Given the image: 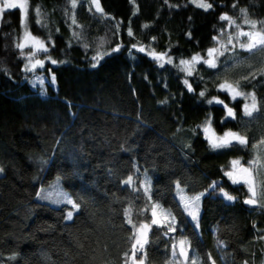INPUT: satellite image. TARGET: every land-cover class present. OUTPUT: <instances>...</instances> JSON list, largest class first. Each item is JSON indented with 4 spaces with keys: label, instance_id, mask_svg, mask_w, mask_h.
Instances as JSON below:
<instances>
[{
    "label": "trees",
    "instance_id": "1",
    "mask_svg": "<svg viewBox=\"0 0 264 264\" xmlns=\"http://www.w3.org/2000/svg\"><path fill=\"white\" fill-rule=\"evenodd\" d=\"M208 1L213 8L205 12L189 0H100L101 16L82 0H76L74 10L72 0H29L28 27L48 44V52L41 55L46 57L44 68L35 72L24 70L27 54L22 56L16 47L22 33L19 9L4 12L0 259L5 264H125L132 232L123 209L132 207L136 218L146 200L142 191L124 183L130 176L135 181L137 172L150 178L152 201L167 208L178 199L176 182L189 192L204 191L198 227L186 215L176 217L174 235L191 242L190 260L195 255L198 264H264V204L244 203L245 185L232 184L223 174L236 156L250 161L253 146L264 139V75L243 79L264 69V50L237 47L235 56L226 52L220 57L217 69L198 64V75L188 77L195 92L187 91L184 73L175 67L180 59L205 54L219 30L235 33L227 21L219 20L221 14L251 31L240 12L246 9V18L260 30L264 0ZM73 32L82 39H73ZM118 44L120 51L113 52ZM132 44L146 52L131 49ZM153 49L168 51L173 64L161 68L147 55ZM98 50L107 54L97 63L92 57ZM224 80L240 81L241 91L255 93L258 110L251 117L243 113L244 98L231 101L217 90ZM205 88L208 92L201 98L198 93ZM213 96L235 110V120L220 123L223 107L206 103ZM209 112L216 131L239 132L248 145L211 150L202 130L190 131ZM56 176L80 205L71 220L66 219L71 205L37 196L39 187ZM214 181L215 191L210 187ZM141 184L137 181L135 188ZM221 188L236 199H224ZM162 231L153 227L149 233L145 264H178Z\"/></svg>",
    "mask_w": 264,
    "mask_h": 264
},
{
    "label": "snow or ice",
    "instance_id": "2",
    "mask_svg": "<svg viewBox=\"0 0 264 264\" xmlns=\"http://www.w3.org/2000/svg\"><path fill=\"white\" fill-rule=\"evenodd\" d=\"M82 2L88 3L90 5V11L94 8L95 13H98L101 16L104 14L100 4V0H82ZM189 3L194 4L197 8L203 9L205 12L213 8V4L208 2V0H189ZM76 6V0H72V9L74 10ZM232 7L236 8L237 5L233 4ZM17 8H19L22 13L21 26L26 30L28 26V0H0V14L4 13L5 10H12ZM246 11V9H240L242 15L245 16L244 24L249 25L252 29L251 31H243L241 29V25L237 24L236 21L233 20L232 17H230L227 13L221 14L219 20L227 21L229 27L236 29L235 33L229 32L227 31V29L219 30L220 35L212 37V40L215 42L216 46L209 47L203 55L201 53H196L189 59H180L179 63L175 65V67L180 72L184 73V79L182 83L188 92H195V89L189 82L188 77L198 75V64L206 65L210 69H217L220 57L224 56L226 52H231L232 55L235 56L237 54V47L249 52H253L255 50H264V21L259 22L261 25V29L256 30L257 22L247 19ZM35 12L38 17L41 16L39 8H37ZM70 19L72 25H75L77 23L74 15ZM37 24H41V21L39 19L37 20ZM41 26L46 25L42 24ZM118 27L119 25H117V28ZM128 35H133L130 26L128 28ZM187 35L189 38H191V33H188ZM242 37L245 38L244 41L241 40ZM73 39L81 40V34L79 32H73ZM49 42H51L50 35ZM16 47L21 50L22 56L25 55L23 51L25 48L32 49L31 53L26 56L27 63L24 67L25 71L35 72L38 68H44L45 61L34 58L39 52H48V47L45 40L33 36L31 35V33L25 31L23 42L18 43ZM85 47H87V45H85ZM120 48L121 45L118 44L115 48L112 49V51L118 52L120 51ZM131 49H135L140 53L146 52V48L144 46L138 47L137 44H132ZM106 54L107 53H102L98 50L97 54L93 56L92 59L93 61L98 63ZM147 55L152 58L161 68H163L165 64H173V59L169 55L168 51L156 52L153 49L147 51ZM48 59L53 65L57 63L56 60H52L50 57ZM95 66L96 64L94 63L93 67ZM257 75H264V69H262L259 73H251L249 76L243 77V79H255ZM50 79L51 83L55 84V76H51ZM201 79L203 78L201 77ZM216 87L218 91L227 93L231 101H235L239 97L244 98L246 102L243 104L242 110L245 116L251 117L253 115V112L258 110L255 93H246L241 91L240 81L229 82L228 80H224L223 82H219ZM207 92L208 89L205 88L204 90L200 91L198 95L201 98H204ZM249 100L251 101V103L247 102ZM206 103L208 105L217 104L223 107L225 115L220 121L221 124H223L225 120L236 119L235 110L232 107H229V105L225 103L224 100L213 96L210 99H207ZM212 122V113L209 112L202 124L190 129L193 134H195L197 130H202L204 138L211 150L217 151L221 149H228L235 145H240L242 147H246L248 145V139L246 136L241 135L239 132L232 131L231 129L223 132L222 135H218L212 127ZM261 143H264V141H262ZM253 147L255 148L256 146L254 145ZM247 164L248 166L245 167L244 164L241 163L240 159H233L230 161V170L225 171L223 174L231 181L232 184H245L247 186L248 192L251 194V198L245 200L244 203L248 205H256L258 203V194L251 177L252 169L257 167V165H260L259 157L248 161ZM260 166L264 167V165ZM124 183L126 185H132L134 191H142L144 196L146 197L145 207L143 209L136 210V218L133 217L132 207L123 209V215L126 219V223L127 225L131 226L132 232V235L129 237V240L131 241L129 252L131 254L129 255V252H126L124 254L125 264H145L147 255L145 252V248L150 243L149 233L152 231L153 227L158 230H163L162 236L169 238L171 257L173 261H177L178 264H198V257L194 255V258H192L191 260L189 258V249L191 247V242L187 239H176L174 233H176L179 227L176 218L177 214L190 217L192 221L197 222L195 226L198 227L199 201L204 193L193 196H186L184 190L180 188L179 183H177L176 195L178 199L174 198L175 202L173 203V205L169 208H164V206L159 202L152 201L151 180L146 175L140 189L135 188L136 182L131 176L128 177V179ZM210 187L213 191H215L218 187V182L214 181ZM220 194L224 199L228 201L236 199L235 197L224 191L222 188L220 189ZM37 196L42 199H52L51 194L45 195L43 191L37 192ZM57 197L58 198L54 201L55 203H66L72 206V211H68L66 215V219L71 220L73 218V212L78 210L80 205L76 204L67 192H57ZM173 208L176 209L175 214L173 212ZM192 252L193 254H195L194 249H192ZM138 255H140L139 260H137ZM15 258V256H12L9 259L15 260ZM212 264H215V262L213 261Z\"/></svg>",
    "mask_w": 264,
    "mask_h": 264
},
{
    "label": "rangeland",
    "instance_id": "3",
    "mask_svg": "<svg viewBox=\"0 0 264 264\" xmlns=\"http://www.w3.org/2000/svg\"><path fill=\"white\" fill-rule=\"evenodd\" d=\"M208 2H209V1H208ZM28 8H29V0H28ZM18 9H19V8H18ZM5 11H6V10H5ZM19 11H20V13H21V10H20V9H19ZM3 15H4V13L0 14V18H2ZM21 16H22V13H21ZM27 25H28V20H27ZM25 31L31 33V35H33V36H36V37H38V38H40V39H43V38L40 37L39 35H36L35 33L31 32V30H30L29 27L27 26V29H26V30L22 27V33H21V35H20V38H19L18 43L23 42V38H24ZM43 40H45V39H43ZM45 42H46V40H45ZM46 44H47V42H46ZM214 46H216V44H214ZM214 46H213V47H214ZM47 47H48V44H47ZM31 51H32L31 48H25V49H24V53L27 54V55H29V54L31 53ZM43 53H44V52H39V53H37L34 59L45 60L46 57H44V56L42 57V56H41ZM51 76H53V75L51 74ZM51 76H50V77H51ZM243 92L249 93V92H251V91H243ZM245 102H246V101H245ZM247 102H248V103H251L250 100L247 101ZM212 127H213V126H212ZM213 129L215 130L214 127H213ZM227 130H229V129H226V130H224V131H222V132H218V131L215 130V132H216L218 135H222L223 132H225V131H227ZM262 141H264V139L261 140L260 142H258V143L255 144L256 147H255V148L253 147V157L250 159V160H252V159H254V158H256V157H259L260 165H264V143H261ZM233 159H240V160H241V163L244 164L245 167L248 166V164H247L248 161H243V159H242L241 156H236V157H234ZM233 159H232V160H233ZM260 165H257V167H255V168L252 169V177H251V179H252L253 184L255 185L256 190H257V194H258V196H257V200H258V203H263V204H264V167H261ZM229 170H230V165H229V167L227 168V171H229ZM2 172H3V166H2L1 163H0V173H2ZM135 177H136V179H137V180L135 179L136 184H137V181H141V182L143 183L144 180H145V177L142 176V175H140V174H138V172L135 174ZM177 183H179L180 188H182V189L184 190V193H185L186 196L198 195V194L204 192V191H202V190H200V191H195V192H189V191H187L186 187H185L183 184H181L180 182H176V184H177ZM244 185H245V184H244ZM245 187L247 188L246 185H245ZM223 190H224V189H223ZM41 191H43L45 195H47V194H51L52 199H42V198H40V197H38V198L41 199V200L47 201V202H49V203H51V204H55V205L61 204V203H55V202H54V201L58 198V197H57V192H61V191H62V192H67V193L70 195L71 199L77 204V202L75 201L74 196H73V194L71 193V191L68 190L67 188H65V187L63 186L62 181H61V179H60V176H56V177H54L52 180H50L49 183L42 184V185L39 187L38 192H41ZM175 191L177 192L176 189H175ZM224 191H226V190H224ZM226 192H227V191H226ZM227 193L230 194L229 192H227ZM230 195H232V194H230ZM232 196H233V195H232ZM248 196H251V194L248 192V189H247V192H246V194L244 195V198H245V197H248ZM233 197H234V196H233ZM201 199H202V196H201ZM201 199H200V201H199V214H200V211H201ZM164 208H167V207L164 206ZM68 211H72V206L68 209ZM68 211H67V213H68ZM74 212H75V211H74ZM74 212H73V215H74ZM195 223H197V222H195ZM198 224H199V219H198ZM181 239H184V238H181ZM139 259H140V258L137 256V260H139ZM0 264H5V263L0 259Z\"/></svg>",
    "mask_w": 264,
    "mask_h": 264
},
{
    "label": "water",
    "instance_id": "4",
    "mask_svg": "<svg viewBox=\"0 0 264 264\" xmlns=\"http://www.w3.org/2000/svg\"><path fill=\"white\" fill-rule=\"evenodd\" d=\"M249 198H251V196L246 197L245 200H247V199H249ZM256 205H257V204H256ZM250 206H255V205H250Z\"/></svg>",
    "mask_w": 264,
    "mask_h": 264
}]
</instances>
